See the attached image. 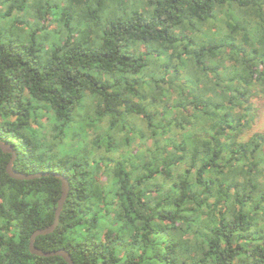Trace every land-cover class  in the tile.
Listing matches in <instances>:
<instances>
[{"label": "trees", "instance_id": "16d2710c", "mask_svg": "<svg viewBox=\"0 0 264 264\" xmlns=\"http://www.w3.org/2000/svg\"><path fill=\"white\" fill-rule=\"evenodd\" d=\"M263 105L264 0H0V138L70 181L36 245L75 264H264ZM11 160L0 264H68L30 251L62 181Z\"/></svg>", "mask_w": 264, "mask_h": 264}, {"label": "water", "instance_id": "95a60500", "mask_svg": "<svg viewBox=\"0 0 264 264\" xmlns=\"http://www.w3.org/2000/svg\"><path fill=\"white\" fill-rule=\"evenodd\" d=\"M0 149L3 151V153L12 155V160L7 166V172L12 179L20 180V181H25V180L28 181V180H33V179L53 175L62 181L63 194L59 201L58 209L56 211L55 222L51 227L45 229H39L33 233L30 242V251L33 255H36L38 257H44V258L62 257L68 264H75L71 254L66 250L47 252L41 250L36 245L37 239L39 237L53 234L58 229L64 207L70 196V192H71L70 181L68 180L67 177L59 173H47V172H42L37 174L21 173L15 169V163L18 158V152L16 151L15 146L0 138Z\"/></svg>", "mask_w": 264, "mask_h": 264}, {"label": "rangeland", "instance_id": "374dc122", "mask_svg": "<svg viewBox=\"0 0 264 264\" xmlns=\"http://www.w3.org/2000/svg\"><path fill=\"white\" fill-rule=\"evenodd\" d=\"M222 18H224V16L222 15ZM261 100H256V103L259 104L261 103ZM261 132L264 131V105L262 107V110L260 112V119L258 120L257 124L254 127L253 132Z\"/></svg>", "mask_w": 264, "mask_h": 264}]
</instances>
